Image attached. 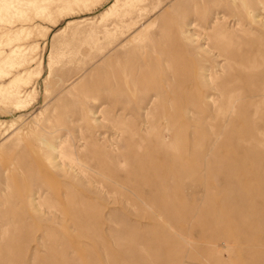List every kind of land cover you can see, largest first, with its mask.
<instances>
[{"label":"rangeland","instance_id":"1","mask_svg":"<svg viewBox=\"0 0 264 264\" xmlns=\"http://www.w3.org/2000/svg\"><path fill=\"white\" fill-rule=\"evenodd\" d=\"M0 7V264H264V0Z\"/></svg>","mask_w":264,"mask_h":264},{"label":"bare ground","instance_id":"2","mask_svg":"<svg viewBox=\"0 0 264 264\" xmlns=\"http://www.w3.org/2000/svg\"><path fill=\"white\" fill-rule=\"evenodd\" d=\"M116 3H117V2H116ZM116 3H115V4H116ZM113 6H114V4H113ZM115 6H116V5H115ZM0 8H1V7H0ZM259 16H260V15H259ZM260 17H261V16H260ZM54 20H55V19H54ZM212 22H213V21H212ZM44 27H45V26H44ZM46 28H47V27H46ZM46 28H45V29H46ZM9 35H10V34H9ZM16 35H17V34H16ZM16 40H17V39H16ZM17 50H18V49H17ZM9 54H10V53H9ZM38 72H39V71H38ZM30 76H31V75H30ZM18 77H19V76H18ZM18 77H16V78H18ZM16 78H15V79H16ZM17 91H18V90H17ZM1 93H2V92H1ZM208 97H210V96H208ZM19 100H20V99H19ZM21 103H22V102H21ZM23 103H24V102H23ZM23 103H22V104H23ZM26 103H28V102H26ZM66 141H67V140H64V142H66ZM59 153H62V150H60ZM65 156H67V154H66ZM55 158H56V156H55V155H52L51 159H55ZM76 159H77V158H76ZM123 176H124V175H123ZM261 180H262V179H261ZM31 198H32V199H31L32 203H34L35 199H34L33 197H31ZM34 206L37 208L36 205H34ZM223 244H224V248H228L229 245H228L227 243H223ZM216 247H219V246L216 245ZM222 249H223V248H222Z\"/></svg>","mask_w":264,"mask_h":264}]
</instances>
